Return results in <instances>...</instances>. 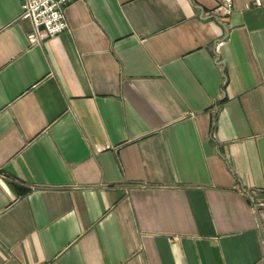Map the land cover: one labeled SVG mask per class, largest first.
<instances>
[{"label": "crops", "instance_id": "obj_1", "mask_svg": "<svg viewBox=\"0 0 264 264\" xmlns=\"http://www.w3.org/2000/svg\"><path fill=\"white\" fill-rule=\"evenodd\" d=\"M22 1L0 0V264H264V0H71L35 42Z\"/></svg>", "mask_w": 264, "mask_h": 264}, {"label": "built area", "instance_id": "obj_2", "mask_svg": "<svg viewBox=\"0 0 264 264\" xmlns=\"http://www.w3.org/2000/svg\"><path fill=\"white\" fill-rule=\"evenodd\" d=\"M71 0H23L22 17H29L33 22V30L29 34L32 41H38L45 35H55L68 27L65 10ZM259 1V0H258ZM257 1V2H258ZM233 8V0H219L216 9L229 14ZM223 39L216 44L220 45Z\"/></svg>", "mask_w": 264, "mask_h": 264}]
</instances>
